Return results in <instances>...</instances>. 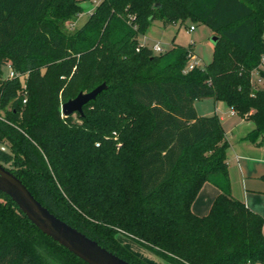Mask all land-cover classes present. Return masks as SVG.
I'll return each mask as SVG.
<instances>
[{"label":"trees","instance_id":"trees-1","mask_svg":"<svg viewBox=\"0 0 264 264\" xmlns=\"http://www.w3.org/2000/svg\"><path fill=\"white\" fill-rule=\"evenodd\" d=\"M0 0V163L57 217L132 264L127 235L170 264H264V219L232 197L223 101L264 135V0ZM154 18L205 23L212 58L185 71L191 45L153 52L137 37ZM20 73L3 77L7 66ZM256 75V74H255ZM105 82L64 116L61 104ZM23 83L27 87L23 94ZM25 97V102L23 99ZM3 147V148H2ZM209 181V212L191 203ZM0 264H88L45 235L0 190Z\"/></svg>","mask_w":264,"mask_h":264},{"label":"crops","instance_id":"crops-1","mask_svg":"<svg viewBox=\"0 0 264 264\" xmlns=\"http://www.w3.org/2000/svg\"><path fill=\"white\" fill-rule=\"evenodd\" d=\"M99 1L96 0L95 5ZM93 8L89 9V12ZM194 107L196 112L201 115L219 114L221 126L224 128L226 134L229 131L225 127V118L230 116L236 117L233 120V126H231L233 127V129L231 128L233 135L232 144L229 145H231L235 158L237 159V178L236 175L233 177V174L229 171V159L227 158L226 151L231 195L242 201L248 208L258 213L264 219V135L259 137L256 142H251L245 138L247 132L253 128V123L249 119L241 117L236 112H231L232 109L223 101L203 96L194 101ZM236 179L239 183L238 186L234 182ZM219 192L220 190L215 185L209 181H205L190 205L192 212L198 216L207 214L211 208V203ZM262 232L264 234V225ZM124 235H119L118 238L125 245L129 240L124 238ZM145 252L154 259L149 260L147 258L150 263L157 261L159 264H168V262L164 261L158 255L155 256L148 251Z\"/></svg>","mask_w":264,"mask_h":264},{"label":"water","instance_id":"water-1","mask_svg":"<svg viewBox=\"0 0 264 264\" xmlns=\"http://www.w3.org/2000/svg\"><path fill=\"white\" fill-rule=\"evenodd\" d=\"M211 40H217L212 35ZM107 85L102 82L88 91H80L73 98L61 104L62 115L82 113L83 106L96 97ZM0 190L11 197L31 222L45 235L65 246L76 257L88 264H132L128 260L107 250L96 240H92L78 228L57 217L32 194L30 189L14 173L0 163Z\"/></svg>","mask_w":264,"mask_h":264},{"label":"rangeland","instance_id":"rangeland-1","mask_svg":"<svg viewBox=\"0 0 264 264\" xmlns=\"http://www.w3.org/2000/svg\"><path fill=\"white\" fill-rule=\"evenodd\" d=\"M96 0H80V6L82 7L83 11L78 15V18L75 21H72L67 25L68 30H73L77 27H80L83 22L86 20L87 16L89 15V9H92L95 6ZM152 22L149 26L145 29L142 34H138L137 37L142 45L150 48L151 45L154 43H159L162 49L165 51L166 49L171 48L173 44L178 45H191L192 51L196 54L199 59L200 65L203 66L210 62L212 58V47L213 41L211 40L213 32L205 23L196 21L193 22L190 19H187L183 22L171 23V24H163V22L157 18L151 20ZM194 25L193 30H189V26ZM156 53H159L155 51ZM7 70L3 69V77L6 76ZM253 80L256 83L257 87L263 86L264 83L256 79V75L254 74ZM201 100V99H200ZM206 101V100H204ZM206 103V102H205ZM75 113H73V116ZM219 116V114H218ZM236 117L230 116L225 118V127L228 129V134L225 135V138L229 144H232V132L231 128L233 129L234 119ZM234 133V132H233ZM235 134V133H234ZM227 158L229 159V171L233 174V177L236 175L237 178V159L233 153V149L231 145H229L227 149ZM236 186H238V181L234 180ZM124 238L127 240V244L125 246L133 251L137 256L145 258L149 263V260H154L151 258L145 251L155 255L151 250L146 248L142 243H139L136 240L131 239L124 235ZM143 254V255H142ZM157 256V255H155ZM159 256V255H158ZM160 257V256H159ZM149 258V260L147 259ZM161 258V257H160ZM163 259V258H162ZM165 261V260H164ZM167 262V261H166ZM150 264H159L157 261H152ZM169 264V263H168Z\"/></svg>","mask_w":264,"mask_h":264},{"label":"built area","instance_id":"built-area-1","mask_svg":"<svg viewBox=\"0 0 264 264\" xmlns=\"http://www.w3.org/2000/svg\"><path fill=\"white\" fill-rule=\"evenodd\" d=\"M194 29V25H190L189 26V30H193ZM151 49H152V51L153 52H155V51H157V52H163L164 50L162 49V47L160 46V44L159 43H154L152 46H151ZM190 52H189V54H188V60H187V63H186V68H185V71H188V70H191V69H193V68H196L197 66H201L200 65V62H199V59H198V57L196 56V54L194 53V51H191V50H189ZM260 66H259V68H262V69H264V54L262 55V57H261V60H260ZM7 77H18V76H21L20 75V73L19 72H17V71H15L12 67H11V65L9 64L8 66H7ZM256 74V79L257 80H259V81H261L260 79H259V77H258V75H257V73H255ZM254 75V74H253ZM22 87H23V94L24 95H26V92H27V87L25 86V84L23 83V85H22ZM25 97H24V99H23V102H25ZM231 112H234L233 110H231ZM3 148V147H2Z\"/></svg>","mask_w":264,"mask_h":264}]
</instances>
